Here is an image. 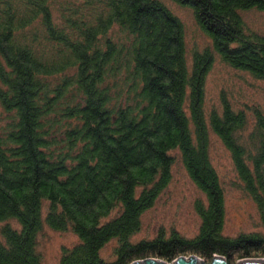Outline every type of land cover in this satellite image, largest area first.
I'll return each instance as SVG.
<instances>
[{
  "label": "trees",
  "instance_id": "obj_1",
  "mask_svg": "<svg viewBox=\"0 0 264 264\" xmlns=\"http://www.w3.org/2000/svg\"><path fill=\"white\" fill-rule=\"evenodd\" d=\"M170 1L211 41L190 64L184 25L163 0H0V264H43L44 226L77 237L57 264L264 258V112L224 93L205 110L214 54L264 82V35L242 17L264 12V0ZM211 134L261 231L223 234ZM173 152L202 195L193 204L197 232L135 239L171 181Z\"/></svg>",
  "mask_w": 264,
  "mask_h": 264
},
{
  "label": "rangeland",
  "instance_id": "obj_2",
  "mask_svg": "<svg viewBox=\"0 0 264 264\" xmlns=\"http://www.w3.org/2000/svg\"><path fill=\"white\" fill-rule=\"evenodd\" d=\"M163 1L184 25L187 61L190 64L192 53L201 52L205 48L211 49V41L196 25L188 8L170 0ZM242 17L249 30L264 35V12L249 10L243 12ZM221 93L236 106L257 105L264 112V82L229 68L214 54V61L205 81L206 111L211 107H218ZM5 122V113L0 108V124L3 125ZM172 155L174 164L171 181L154 205L142 215L141 230L135 235V239L151 238L160 232L168 235L171 231L190 238L197 232L199 219L194 212L193 204L196 199H201L202 195L188 179L178 153L173 152ZM209 155L225 193L223 234L235 237L239 234L261 231L255 204L240 190L229 154L212 134ZM10 223L15 224L13 221ZM76 243L77 237L72 232L53 231L46 226L37 235V251L43 264H57L61 249L70 248ZM112 245L110 242L101 250L103 258L111 257ZM200 261L201 264L210 263Z\"/></svg>",
  "mask_w": 264,
  "mask_h": 264
},
{
  "label": "water",
  "instance_id": "obj_3",
  "mask_svg": "<svg viewBox=\"0 0 264 264\" xmlns=\"http://www.w3.org/2000/svg\"><path fill=\"white\" fill-rule=\"evenodd\" d=\"M202 261H200L196 256H189V257H178L173 262L169 264H201ZM132 264H167L163 261L156 260V259H148L145 261H137ZM206 264H227V261L225 258L221 256H214L210 263ZM235 264H264V258L259 259H243L239 260Z\"/></svg>",
  "mask_w": 264,
  "mask_h": 264
}]
</instances>
